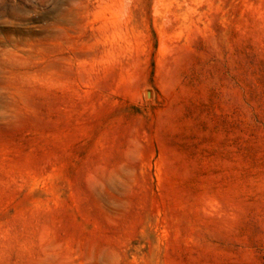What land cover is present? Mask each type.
<instances>
[{
	"label": "rangeland",
	"instance_id": "374dc122",
	"mask_svg": "<svg viewBox=\"0 0 264 264\" xmlns=\"http://www.w3.org/2000/svg\"><path fill=\"white\" fill-rule=\"evenodd\" d=\"M0 264H264V0H0Z\"/></svg>",
	"mask_w": 264,
	"mask_h": 264
}]
</instances>
